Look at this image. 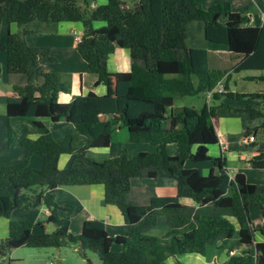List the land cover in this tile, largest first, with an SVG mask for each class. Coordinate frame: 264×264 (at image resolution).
<instances>
[{"label": "trees", "instance_id": "obj_1", "mask_svg": "<svg viewBox=\"0 0 264 264\" xmlns=\"http://www.w3.org/2000/svg\"><path fill=\"white\" fill-rule=\"evenodd\" d=\"M90 4V0H0V52L6 54L7 72L27 80L13 87L6 115L31 119L41 131L38 138L21 141V159L0 166V218L15 209L44 207L49 211L45 222L54 226L36 233L32 221H11L8 236L0 239V264H10L8 254L21 247L59 249L68 245L79 247L76 253L81 257L86 252L95 254L102 264H165L166 258L176 254L206 256L224 249L228 259L222 264H264V184L247 183L242 173L230 177L226 160L209 154L218 143L212 120L219 106L213 102L221 97L255 100V106L228 110L243 113L249 120H262L247 128L244 137L253 136L246 145L254 150L250 167L264 170V94L229 93L226 81L232 72H240L246 81L264 82V25H249L228 2L207 9L196 0ZM192 21L203 22L206 48L187 45V26ZM31 22L80 23L83 34L76 51L96 75L95 86L109 83L107 61L116 46L129 50L130 71L115 74L112 96L90 92L61 103L59 95L65 88L56 73L45 70L54 62L50 48L31 47L25 40ZM12 24L17 26L15 33L9 30ZM210 51L229 52L237 61L230 71L210 68ZM221 80H225L223 91L214 93L209 105L205 102L201 110L174 108L165 117L176 97L205 96ZM38 119L67 121L74 132L56 142L47 123ZM118 128L126 129L131 144L149 145L152 152L129 157L123 149L104 161L87 155L90 149L107 148ZM14 136L9 128L7 141ZM170 144L177 146V154L168 153ZM35 154L42 160L39 169L29 167ZM64 154L72 160L59 169V157ZM205 164H211L206 175L200 168ZM163 178L175 181V196L153 197L147 205L128 202L132 180ZM71 185H102L105 203L117 207L123 217L125 235L109 236L103 220H86L80 234H72L55 200L58 187ZM182 198L193 204H182ZM251 207L261 214L262 226L257 229L251 224ZM161 216L168 231L148 235ZM257 233L262 240H256ZM113 244L121 250L113 252ZM237 247L242 251L230 255Z\"/></svg>", "mask_w": 264, "mask_h": 264}, {"label": "crops", "instance_id": "obj_2", "mask_svg": "<svg viewBox=\"0 0 264 264\" xmlns=\"http://www.w3.org/2000/svg\"><path fill=\"white\" fill-rule=\"evenodd\" d=\"M199 4L205 2L206 9L212 5L228 2L231 10L247 18L248 24L251 26L264 25V0H196ZM107 0H90V7H95L106 3ZM202 5V4H201ZM12 25L15 26L12 27ZM9 26L11 33L17 32V26L12 24ZM6 25L3 24V33ZM27 29L31 33L25 36L27 44L31 47H48L54 62L45 67L47 72L57 74L59 82L64 86L65 91L59 95L61 103H69L76 96H84L90 92L97 95L114 94V78L118 72H128L131 68V60L129 50L125 47L116 46L114 52L107 61V69L109 72V83L105 86H95L96 75L88 71L86 62L76 51V45L83 34V28L80 23L61 22V23H42L31 22L27 25ZM189 40L193 48H206L207 43L204 38V24L202 21H192L187 26ZM200 32L203 39L200 40ZM2 52H0L1 54ZM215 55L219 61L217 69H225L230 71L232 66H228L231 55L226 51H210V55ZM0 55L1 63H6V58ZM237 60L233 62L235 65ZM224 66V68H222ZM216 68V67H215ZM230 78V77H229ZM244 78V77H243ZM27 82L26 78L18 74H9L0 67V166H8L16 160L24 156V151L20 143L25 138L36 139L40 136L41 131L37 128L34 121L23 118H8L6 115V101L12 94L14 86H23ZM225 82V80H223ZM169 108L171 113L174 110ZM233 113V112H231ZM242 114V113H240ZM171 115V114H170ZM169 115V116H170ZM246 116V115H245ZM46 122L51 137L54 141L59 142L65 136L74 132V127L67 121L53 123L48 119H38ZM213 125L218 136V143L209 150V154L215 157H221L226 160V168L233 177L237 173L245 176L247 183L264 184V173L258 174L259 179L254 180V174L249 176L245 169H252L248 163L254 150L244 151L246 146L241 144L244 132L248 126L243 121L232 116L214 117ZM9 128L14 131L15 136L12 141H7V133ZM227 144L228 147L221 152V145ZM242 148V149H241ZM125 149L129 157L134 156L138 152H150L152 147L146 144H131L128 141V135L123 128H118L112 137L107 148L90 149L87 155L96 160L104 161L106 159L118 156ZM170 155L177 154V146L170 144L167 148ZM72 160V156L68 154L61 155L58 161V168H66ZM239 162L242 163L240 164ZM42 166V160L38 155H32L29 159V167L39 169ZM210 167V166H209ZM208 171L210 168H208ZM175 181L172 179H134L131 182V189L128 195V202L133 205H147L151 198L159 196H175ZM55 200L61 207L59 216L69 221L70 232L78 235L81 232L82 223L86 220H103L106 231L109 236H123L126 232V225L123 217L117 207L106 204L104 201V188L102 185H71L58 187L55 190ZM180 202L185 205H192L190 199L182 198ZM250 214V212H249ZM49 211L44 207L36 209H15L11 211L8 217L0 218V239L8 236V226L11 221H32L34 224L33 231L38 233L43 229L51 231L54 226L45 222ZM251 218V217H250ZM252 220V218L250 219ZM253 221V220H252ZM251 224L254 228L262 226V218L259 211V217L256 224ZM168 231L164 217H159L157 224L147 232L150 236H161ZM238 237L229 241L228 246ZM256 240H262L259 233L256 234ZM22 248V247H21ZM243 248H235L234 253H240ZM12 250L7 259L10 264H102L99 258L93 254L86 252L85 257L76 254L78 247L68 245L59 249H35L38 251H30L31 249ZM113 252L121 250L119 244L111 246ZM228 250L211 251L208 255L199 254H176L165 259V264H222L228 259ZM78 256V257H75Z\"/></svg>", "mask_w": 264, "mask_h": 264}, {"label": "rangeland", "instance_id": "obj_3", "mask_svg": "<svg viewBox=\"0 0 264 264\" xmlns=\"http://www.w3.org/2000/svg\"><path fill=\"white\" fill-rule=\"evenodd\" d=\"M81 1L82 0H79V2H81ZM201 4L198 3V5L201 6V8L206 9V3L203 2ZM12 27H14V29H15L14 25H12ZM199 35H200V40H202L203 39L202 33L200 32ZM187 45L190 47H193L191 40H189V33L187 36ZM0 55H3L2 57L6 58L5 52H2ZM216 59H217V57H215V55L211 54L209 56L208 64H209L210 68H215V67L217 68L218 67L217 64H219V61ZM235 60H237L236 56L231 55L230 62L228 63L229 67L232 66L231 69L233 68V62ZM1 64L2 65L0 67L2 68V70L6 71V63H1ZM222 68H224V66ZM244 74L245 73H240V72H232L231 73L230 78L228 80H226L227 84H228V90H229L228 92L232 93V94H253V93L264 94V82H262V81H246L243 79ZM194 81L196 82L195 79H194ZM205 102H206V97L204 95L176 97L174 100V104H173L174 107L173 108H179V107H183V106H192L197 110H201L202 107L204 106ZM213 103L215 106H219L215 112V117L232 116L234 118L240 119V121L242 120L244 125L248 126L249 128L256 127L262 123L261 119L249 120L245 116V114H243V113L242 114L231 113L228 110V107L245 108L247 105L255 106L256 105L255 100H248L247 98L237 99V98L221 97L219 100L214 101ZM170 114H171L170 109L165 110V112H164L165 117H168ZM123 131L125 133H127L126 129H124V128H123ZM243 150L244 151H250L251 149L246 147ZM150 152H152V151H150ZM239 163L241 164L242 162H239ZM242 164L245 165L244 163H242ZM210 165L205 164V165H202L200 167L203 174H205V175L208 174L209 171H208L207 167L210 168L209 167ZM245 166H247V165H245ZM185 167L191 168L189 163H186ZM245 172L248 176L250 174H254V176H253L254 180H258L260 177V176H258V174L264 173V170L245 169ZM250 217L255 222V225H257L256 220L259 217V209L257 207H251L250 208ZM253 221H252V223H253ZM19 249H24L23 251H28V250H25V249H27L26 247H22ZM28 249H31L30 251H38V250H35L36 248H28ZM45 249H48V248H45ZM88 253H90V252H88ZM75 257H78V256H75Z\"/></svg>", "mask_w": 264, "mask_h": 264}, {"label": "built area", "instance_id": "obj_4", "mask_svg": "<svg viewBox=\"0 0 264 264\" xmlns=\"http://www.w3.org/2000/svg\"><path fill=\"white\" fill-rule=\"evenodd\" d=\"M223 91V81H219L214 88H212L211 90L207 91L205 93V97H206V102L207 104L209 105L211 99H212V96L214 95V93H220ZM253 141V136L250 135L248 137H243L242 140H241V144L242 145H248L250 144L251 142ZM228 145L227 144H222L221 145V152L224 153V151L227 149ZM229 254L230 255H233L234 252L233 251H229Z\"/></svg>", "mask_w": 264, "mask_h": 264}, {"label": "water", "instance_id": "obj_5", "mask_svg": "<svg viewBox=\"0 0 264 264\" xmlns=\"http://www.w3.org/2000/svg\"><path fill=\"white\" fill-rule=\"evenodd\" d=\"M244 24H245V22L241 23V26H244ZM79 249H80V248L78 247V250H79ZM56 264H59V262L57 261Z\"/></svg>", "mask_w": 264, "mask_h": 264}]
</instances>
